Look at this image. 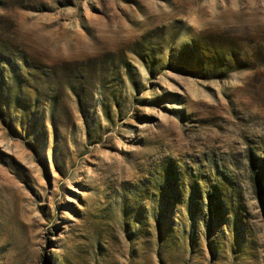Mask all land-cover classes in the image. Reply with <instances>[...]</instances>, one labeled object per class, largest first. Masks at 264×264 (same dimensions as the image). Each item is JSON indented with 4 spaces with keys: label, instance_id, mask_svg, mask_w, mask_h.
I'll return each mask as SVG.
<instances>
[{
    "label": "rangeland",
    "instance_id": "374dc122",
    "mask_svg": "<svg viewBox=\"0 0 264 264\" xmlns=\"http://www.w3.org/2000/svg\"><path fill=\"white\" fill-rule=\"evenodd\" d=\"M0 264H264V0H0Z\"/></svg>",
    "mask_w": 264,
    "mask_h": 264
}]
</instances>
